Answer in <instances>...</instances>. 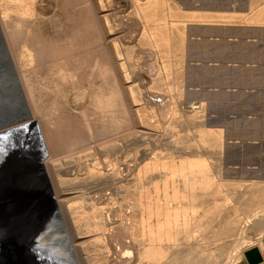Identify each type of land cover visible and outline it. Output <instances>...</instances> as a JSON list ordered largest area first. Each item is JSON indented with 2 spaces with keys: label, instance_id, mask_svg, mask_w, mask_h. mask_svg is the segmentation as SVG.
<instances>
[{
  "label": "rangeland",
  "instance_id": "374dc122",
  "mask_svg": "<svg viewBox=\"0 0 264 264\" xmlns=\"http://www.w3.org/2000/svg\"><path fill=\"white\" fill-rule=\"evenodd\" d=\"M149 2L152 6L144 8ZM248 3L39 0L36 13L43 15L44 31L57 34L64 30L56 25H65L77 36L74 51L102 43L105 102L112 91L116 108L93 118L98 130L82 120L76 137L60 138V147L78 149L96 133L101 136L99 145L78 149L63 162L61 177L70 183L62 201L69 199L66 208H82L78 216L90 219L85 225L110 218L114 231L107 236L118 248L115 264H245V252L264 236V21L254 22L264 20V0L260 9L253 7V14H260L250 22L245 16L222 22L216 14L241 13ZM158 31L166 39L160 38L165 41L157 48L151 38L156 40ZM108 34L112 49L105 44ZM191 46H196L194 58ZM252 51H258L254 63ZM209 61L218 67L214 75L207 70ZM219 67L228 69L226 75ZM114 80L129 81L131 115ZM85 86L86 95L98 88ZM76 96L70 95V104L88 110V98L81 102ZM97 204L113 211L96 218L91 208ZM104 245L90 247L82 256H89L86 264L105 262Z\"/></svg>",
  "mask_w": 264,
  "mask_h": 264
},
{
  "label": "bare ground",
  "instance_id": "6f19581e",
  "mask_svg": "<svg viewBox=\"0 0 264 264\" xmlns=\"http://www.w3.org/2000/svg\"><path fill=\"white\" fill-rule=\"evenodd\" d=\"M38 2L0 0V201L16 211L25 236H28L18 252L22 259L18 262L26 264L32 260L38 264L43 261L45 264H86L89 256L86 259L82 256L89 254L90 247L105 244L107 256L103 264H115L118 248L115 249L116 243L108 240L107 236L114 231L109 227L110 218L106 217L108 222L104 224L94 221V224L85 225L84 222L90 219L78 216L82 208L77 209L74 204L66 208L69 199L62 201L63 197L69 196L66 187L70 183L62 178L63 175L61 177L66 172L63 162L78 149L86 150L90 145H99L101 136L96 133L93 139L83 141L84 145L78 149L60 147V138L76 137L73 135L78 134L82 120L91 125L90 128L98 130L100 123L93 118L97 114L107 115L116 108L112 91L111 101L105 102L106 91L100 76L103 70L99 69L103 64L102 43L87 50L74 51L77 36L68 32L65 25H56L58 30L63 29L64 32L52 34L44 31L40 24L43 15L36 13ZM152 3H146L143 7H150ZM149 7L143 8L141 13L147 12ZM92 20L98 28L100 13L96 9L92 12ZM157 34L159 31L154 35L157 39L151 38V42L158 48L159 44L163 46L161 43L165 40L159 43L163 37ZM99 39L97 34L98 42ZM111 39L109 34L105 36V44L112 49L114 39ZM147 42L145 44L148 46ZM116 61L112 62L114 66L117 65ZM126 82L120 80L116 83L114 80V90L120 95V86L123 97L129 101L127 112L131 115L132 105L127 95L130 89L125 87ZM85 83H92L98 88L86 95ZM74 93L78 101L83 102L88 98L90 111L70 104L68 98ZM82 110H86V114H81ZM110 133L108 137L114 132ZM62 156H65L63 161ZM91 209L96 218L113 211L107 204ZM91 228L94 234L84 235Z\"/></svg>",
  "mask_w": 264,
  "mask_h": 264
},
{
  "label": "water",
  "instance_id": "95a60500",
  "mask_svg": "<svg viewBox=\"0 0 264 264\" xmlns=\"http://www.w3.org/2000/svg\"><path fill=\"white\" fill-rule=\"evenodd\" d=\"M25 238L28 236L27 234L25 236V230L16 211L0 201V264H23L22 261L18 262V260H22L19 253ZM244 256L247 264H260L263 261L258 248L246 251ZM42 263L45 264L44 261ZM26 264L38 263L31 260Z\"/></svg>",
  "mask_w": 264,
  "mask_h": 264
},
{
  "label": "crops",
  "instance_id": "0c3cea01",
  "mask_svg": "<svg viewBox=\"0 0 264 264\" xmlns=\"http://www.w3.org/2000/svg\"><path fill=\"white\" fill-rule=\"evenodd\" d=\"M250 3H248V6H247V9L245 11H241V13H236V12H231L229 10H226V9H223V10H218V12L216 13L217 16H220L221 18H223L224 20H222V22H231V18H233L234 16H237V18H243L244 16L245 17H248L247 20L248 22H250L251 20H253L254 17H256L258 14H260V10H257L256 11V14H253V7L257 8V9H260L261 7V3H260V0H249ZM225 5V4H223ZM217 11V10H216ZM214 13L209 11L208 14L212 15ZM251 15V16H250ZM250 16V17H249ZM208 18V17H206ZM221 20H219L220 22ZM264 20H260V19H256L254 22L256 23H259V22H263ZM194 36V35H193ZM194 49H196V46H191L189 48V52H190V57L194 58V55H193V52ZM228 49H224V51H227ZM215 51H213L212 54H214ZM257 52L258 51H252L249 53V56L252 57V62L254 63L256 60H257ZM212 56V55H211ZM234 62H237V61H234ZM211 63V61L209 62H206V65H207V70L208 71H211V75L213 74H216V71H217V66L215 67H210L209 64ZM203 64L205 65V62H203ZM220 71L223 72L225 75L228 71L227 68L225 67H219ZM193 70V69H191ZM248 71H251V70H248ZM262 224H259V226H261ZM262 232H264V228L261 229ZM253 248H258L261 255H262V258H263V261L260 263V264H264V236L262 237V239L260 240L259 244L255 247H251L249 248L250 249H253ZM246 262V260H245ZM247 264V262L245 263Z\"/></svg>",
  "mask_w": 264,
  "mask_h": 264
}]
</instances>
